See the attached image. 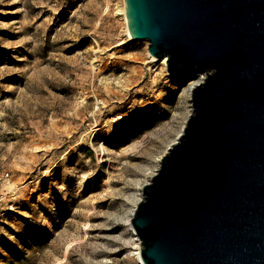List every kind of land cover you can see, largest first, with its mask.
Instances as JSON below:
<instances>
[{
	"label": "rangeland",
	"instance_id": "obj_1",
	"mask_svg": "<svg viewBox=\"0 0 264 264\" xmlns=\"http://www.w3.org/2000/svg\"><path fill=\"white\" fill-rule=\"evenodd\" d=\"M123 0H0V264H141L127 226L204 72L171 76Z\"/></svg>",
	"mask_w": 264,
	"mask_h": 264
},
{
	"label": "water",
	"instance_id": "obj_2",
	"mask_svg": "<svg viewBox=\"0 0 264 264\" xmlns=\"http://www.w3.org/2000/svg\"><path fill=\"white\" fill-rule=\"evenodd\" d=\"M166 72H204L181 133L140 187L143 264H264V0H123Z\"/></svg>",
	"mask_w": 264,
	"mask_h": 264
},
{
	"label": "bare ground",
	"instance_id": "obj_3",
	"mask_svg": "<svg viewBox=\"0 0 264 264\" xmlns=\"http://www.w3.org/2000/svg\"><path fill=\"white\" fill-rule=\"evenodd\" d=\"M119 10L121 11V13L123 14V16H124V19H125V15H124V5H122L121 6V8H119ZM125 23H126V20H125ZM127 30V29H126ZM127 34H128V31H127ZM148 53V52H147ZM149 54V53H148ZM149 56L153 59V60H155V59H157V58H154L153 56H151L150 54H149ZM158 60H160V61H162L164 64H166V58L165 57H162L161 59H158ZM193 86V85H192ZM191 86V87H192ZM182 131V130H181ZM181 131H180V133H181ZM179 133V134H180ZM179 134H178V136H179ZM177 136V137H178ZM177 137H176V139H177ZM175 139V140H176ZM175 142V141H174ZM173 143V142H172ZM170 146V145H169ZM168 146V147H169ZM167 147V148H168ZM167 148H166V150H167ZM163 155V154H162ZM161 155V156H162ZM161 156L158 158V166H159V159L161 158ZM157 170V169H156ZM155 170V171H156ZM155 173V172H154ZM153 173V174H154ZM152 174V175H153ZM151 175V176H152ZM151 176H150V178H151ZM150 178H149V180H150ZM148 180V181H149ZM147 181V182H148ZM146 183V182H145ZM144 184V183H143ZM141 187V186H140ZM142 198V193L141 192H139V194H138V199H137V202L140 200ZM136 202V203H137ZM136 203H135V205H136ZM135 205H134V207L131 209V211H130V213H129V216H128V220L126 221L127 222V226H128V228H129V230L132 232V234H133V236H134V239H135V241H136V243H137V245H138V249H137V251H136V253H135V255H136V257H137V260H139L140 261V263L141 264H143L142 263V261H141V259H140V241H139V239L137 238V236H136V234L134 233V231H133V229H132V227H131V225H130V218H131V216H132V214H133V211H134V208H135Z\"/></svg>",
	"mask_w": 264,
	"mask_h": 264
}]
</instances>
